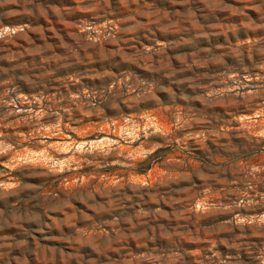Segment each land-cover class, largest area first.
I'll use <instances>...</instances> for the list:
<instances>
[{"label": "clouds", "instance_id": "obj_1", "mask_svg": "<svg viewBox=\"0 0 264 264\" xmlns=\"http://www.w3.org/2000/svg\"><path fill=\"white\" fill-rule=\"evenodd\" d=\"M0 62V264H264V0H0Z\"/></svg>", "mask_w": 264, "mask_h": 264}, {"label": "rangeland", "instance_id": "obj_2", "mask_svg": "<svg viewBox=\"0 0 264 264\" xmlns=\"http://www.w3.org/2000/svg\"><path fill=\"white\" fill-rule=\"evenodd\" d=\"M13 7H19V6H18V5H14ZM15 19H17V18H16V17H13V18H12V20H15ZM52 23H53V25H55V21H52ZM56 27H57V29L59 30L61 26H56ZM46 36L48 37V43H51V44H53V45H55V44L57 43V40L55 39V37L52 36L51 33H46ZM41 43H43V42L41 41ZM0 64H2V62H0ZM200 159H201V158H200L199 156L194 155V157H193V159H192V163H193V165L198 164L199 161H200ZM245 159H247V157H245ZM261 160H264V155H257L256 159L253 160L252 162H253V163H258V162H260ZM92 179L94 180L95 177H92Z\"/></svg>", "mask_w": 264, "mask_h": 264}]
</instances>
